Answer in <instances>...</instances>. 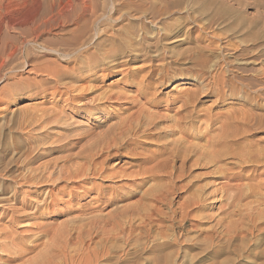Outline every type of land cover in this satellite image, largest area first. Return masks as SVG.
Segmentation results:
<instances>
[{"label":"rangeland","instance_id":"obj_1","mask_svg":"<svg viewBox=\"0 0 264 264\" xmlns=\"http://www.w3.org/2000/svg\"><path fill=\"white\" fill-rule=\"evenodd\" d=\"M96 1L104 12L102 20L100 19V23L98 22L94 27L89 24L85 32L79 34L78 26L69 23L65 18L63 10L65 0H0V186L11 185V178L16 175L19 178L34 176L33 179H39L50 174L51 170L40 169L36 173L28 171L27 154L30 157L41 155L38 160L33 161L31 168L57 163L58 166L66 164L69 169H78L83 165L84 158L98 152L99 148L104 146L103 142H106L113 132H118V124L126 123L127 117L135 114L141 105L140 109H146H143L145 113L142 115L147 118L150 114L156 116L153 120L157 123V127L128 139V143L134 147L133 153L126 148L116 150L117 148L113 147L110 153L96 158V171L102 175L98 173L88 175L86 181L83 179L82 182L74 184L72 187L75 188L71 192L66 190L65 193L58 195L53 207L54 213L45 214L46 216L41 219L31 220L28 225L22 223L23 227L20 226L21 224L17 225L20 226L17 229L19 232L24 227L29 229V225L30 228H34L36 224L42 226V230L29 229L21 233L17 241L22 248L11 247L13 250L10 248L11 250L5 252L0 251V264H21V262L39 264L38 262L44 258H50L55 263L60 259L67 260L66 263L69 264L80 262V264H211L213 263L211 255L205 252L210 240H205V237L214 236L215 229L220 231V227L215 226V221L234 208L235 211L242 210L243 205L250 200L263 203L264 189L253 196L249 194L247 185L251 181L249 179L240 181L243 183L242 187L244 186L240 192H237L244 195L241 201L237 199L238 197L233 201L229 199L228 203L230 202L232 207L228 208L224 201L225 205L219 208L216 202L219 195L210 204L211 199L207 200L208 209L199 211V216L195 215L198 216L195 219L200 225L195 229L191 228L190 219L183 223V211L179 208L193 191L188 182L191 181L190 185L199 181L203 182L202 184L211 182L213 180L210 179L211 172L213 173L214 169L186 166L181 179L171 176V181L167 174L159 173L163 180L161 179L160 183L156 180L157 184L159 183L156 185L154 177L152 178L149 172L154 171L155 164L160 161L159 153L155 148L156 135L172 126L175 123L174 119L181 114L199 116L193 130H190L193 134L207 131L209 135H216L220 123L216 124L214 119L221 122L229 114V116H240L246 113L264 121V81L261 77L264 74V0H238V5L233 2L234 0L229 1V10L217 4L201 3L200 0H186L187 3H182L185 0H179L180 7L171 5L178 0H124L127 3L124 7H121L124 3L121 0ZM191 5L199 8V14L207 12L222 14L225 22L218 23L219 26H206L208 28L205 30L198 31L197 23L194 21L198 16L190 11ZM113 7H121V11L128 15L119 24H114L112 21L116 17L111 14ZM160 11L163 13L160 14ZM226 26L238 27L244 35L231 33ZM164 28L179 30L181 34L172 35L175 37L167 41L163 40V35H158V31L161 33ZM190 30L192 31L188 34ZM73 35H85L90 43L87 47L88 53L84 55L85 57H80L77 63L87 64L92 60L97 62L94 69H85L77 76L96 78L95 81L86 83L90 88H95L96 96L111 92L123 94V99L119 103L101 105L104 109L102 113L86 114L79 112L77 107L66 106L63 100L53 95L57 90L64 91L62 86L56 89L53 80L44 76L35 77L27 72L34 66L46 65V68H57L63 75H67L73 63L70 60L62 62L52 53L73 51L72 49L77 46L63 43V40ZM121 44L124 45V49L126 48L125 54L130 48H137V52L144 58H151L154 61L122 64L112 68L113 65L116 66L126 60L120 55L115 60L109 58L100 62L103 53L115 50L121 47ZM250 44L256 46L253 52L257 55L251 57V61L247 60L248 56L254 53L250 49H245L244 54L248 55H245L247 58L244 56V60L238 50ZM257 48L259 49L255 51ZM92 52L94 58L89 57ZM191 57L204 62L201 64ZM148 64H151V67ZM162 64L167 66L169 64L170 71L177 75L168 84L160 85L156 74ZM141 66L143 70L132 71ZM187 67L192 69V73H187L185 70ZM151 70L154 73L151 74L153 78H150L151 76L144 78L143 76ZM132 72H136L133 77H131ZM195 72L203 76V80L201 77L194 79ZM125 73L130 77L122 80V75ZM77 76L75 80L69 81L64 78L63 82H60L63 84L71 82L70 87H76ZM213 76L217 78V85L212 84ZM137 87H142L143 94L147 98L155 97L156 101L158 100L157 109L144 104L147 101L141 97ZM40 89L46 90V96L33 97V92ZM239 97L245 100L242 101ZM184 98L190 100L191 104L188 108L181 109L180 99ZM58 112H62L58 115L63 119L51 123ZM43 113H52L53 116L46 115L45 118L43 116V120H39ZM163 114L167 117L165 116L162 122L158 117ZM251 128L253 138L263 141L264 127L251 124ZM5 145L7 150L4 152ZM260 146H264V143ZM87 167L93 168L86 165ZM176 167H179V164H176ZM238 170L235 168L234 172ZM93 183H96V186ZM97 184L103 187L101 193L105 191L104 198L95 196ZM106 186H112L117 190H109ZM34 190L35 186L20 189L22 193L18 201L27 200L31 194L33 195ZM147 191L152 194L163 191L166 201L162 200L161 203L158 201L157 205H154L152 195L150 194L149 197ZM74 192L76 198L72 195ZM229 193L228 197L237 195L236 192ZM151 200L153 203L150 202ZM10 203L13 204L8 202L4 206L7 207L11 205ZM145 203L152 205L149 208ZM152 208L158 209L160 213L156 217L153 215V218L158 217L162 220L157 223L159 220L155 219L154 224H151V234L146 236L145 210ZM203 215L211 218L204 219ZM233 218L238 217L236 215L232 216ZM258 222V227L262 229L260 234L255 232L254 236L248 235L242 251L229 250L216 259L217 264L264 262V259L252 257V254L264 249V218ZM172 228L179 237L176 244L171 237L174 233ZM0 242L3 241L0 239ZM213 242L218 243V240L214 238ZM252 245L256 246L249 251V246ZM54 253L60 258L53 257ZM7 257H15L17 260L12 258L7 261ZM64 261H61L62 264Z\"/></svg>","mask_w":264,"mask_h":264},{"label":"bare ground","instance_id":"obj_2","mask_svg":"<svg viewBox=\"0 0 264 264\" xmlns=\"http://www.w3.org/2000/svg\"><path fill=\"white\" fill-rule=\"evenodd\" d=\"M229 1H233V0H225V1H222V0H200L201 3L217 4V6H221L222 8H224L226 10H229V7H228ZM121 2H124L122 4L123 6L121 5V7H124L125 4H127L124 0H121ZM233 2H235L236 5H238V0H234ZM179 3H180V1L178 0V1L171 3V5L173 4L175 7H177V5L179 6ZM182 3H187V1L185 0ZM64 4H65L64 5L65 8L63 10H64L65 18L67 21H69V23L71 22V23H74L75 25L78 26L77 32L79 34L84 33L89 24L93 27L96 26L98 24L99 20L101 19V17H103V13H104L103 9H102V7L99 6V4L97 3L96 0H65ZM241 4H239V5H241ZM121 7H117V8L113 7V9H112V12H111L112 16H116L112 20L114 22V24H117V23L119 24L120 22L125 20L128 16V15H125V13H123L121 11ZM198 9L194 8L193 5H191L190 11L194 14L196 13V15L198 16L197 18L193 17L194 21L197 23L196 25H197L198 31L205 30L206 28H208L206 26L212 27L213 25H217L218 23L224 21V16L222 14L217 15L216 13H212V12L199 14ZM238 9L239 8H237V10ZM128 13H130V12H128ZM162 13L163 12L160 11V14H162ZM217 26H219V25H217ZM226 27H227V30L229 29L228 30L229 32L231 31V33L232 32L238 33V34H240V36L244 35V32L241 31L238 27H235V28H232L231 26H229V27L226 26ZM199 29H201V30H199ZM222 29H224V28H222ZM191 31L192 30H190L188 32V34H190ZM224 31H225V29H224ZM160 32L161 33H159V31H158V35H163L162 39L166 40V41L175 37V36L172 37V35H180L181 34L179 30L173 31V30H170L167 28L162 29ZM35 36L39 37V35H35ZM214 38L215 37H213V39ZM63 43L70 44L72 46H74V45L77 46V47H74L72 49L73 51H68L65 53H59L57 51H54L52 53L53 55L60 58V61H62V62H66L67 60H70L71 63H73V67L68 72L67 75H63V73H61L57 68H46L45 67L46 65L44 67H35L34 66L33 68L29 69L27 72L35 75V77L44 76V77H46V79L48 78L50 80H53V83H54V86L56 89H58L59 87L62 86L63 87L62 89L64 91L61 92V90H57L56 92L53 93V95H56L59 99L63 100V102H65L66 106H68L70 108H71V106L77 107L76 109H78V111L81 113H86V114L102 113L104 109L101 108V105L119 103V101L123 99L122 98L123 94L121 92H117V93L111 92L110 94H100V95L96 96L95 95V93H96L95 88L94 87L90 88L89 86L86 85V83H89L91 81H95L96 78L90 77V76L80 78L81 76H79V77L77 76L79 73H82L81 71H83L85 69H88V70L94 69L97 66V64H96L97 62H94L93 60L88 61V63L86 62L87 64H85L83 62H79V64L77 63V61L80 57H83L84 55H86L88 53L87 47L89 46L90 43L88 42V39L86 38V36L85 35H76V36L73 35V36H70L69 38H67L66 40H63ZM120 46L122 48L117 47V48H115V50L103 53L100 62L102 63V62H104V60L106 61L109 58H111V60H115L116 57H118L120 55H123L122 58L126 59V60L121 61L120 64L118 63V64H116V66L115 65H113V67L111 66L112 68L121 66L122 64H132V63H140V62L152 63L154 61L151 58H144L139 52H137L138 51L137 48H130L127 51V53L125 54L126 48L124 49V45H122V44ZM254 46H255L254 44H250V45H246V47H244V48L239 49L238 50L239 55L243 58L245 55L247 56L248 55L247 53L244 54L245 49L246 50L250 49V51L252 53H254L253 51H254V48L256 47V46L255 47ZM258 49L259 48L255 49V51ZM208 50H210V49H208ZM93 54H94L93 52L90 53L89 57L94 58ZM191 54H192V52H191ZM255 55H257V54H255V53L250 54L248 56L249 58H247L246 56L245 57L247 58V60H250L251 57H253ZM188 59H190V57ZM191 59H193V58L191 57ZM193 60H191V61L193 62ZM244 60H245V58H244ZM184 61H185V59H184ZM194 61L197 62V61H199V59L194 60ZM250 61H247V62L251 64ZM199 62H201V61H199ZM203 62H201V64ZM201 64L198 63V65H201ZM150 65L151 64H148V66H150ZM168 66H169V64H168ZM168 66H167V64L166 65L162 64L160 66V68L157 69L156 75L158 76L160 85H162L164 83L168 84L170 81L174 80V78L176 77L175 75H177V74L171 72L172 70L170 71V67H168ZM190 67L185 68L187 73H192L193 68L191 67L192 68L191 69ZM233 67H234V65H233ZM239 67H241V66H239ZM143 69L144 68L141 66L139 69H135V68L132 69V71L133 70L138 71V70H143ZM101 71H103V70H101ZM169 71L172 75H170ZM197 71L200 72V70H197ZM152 73H153V70H151L150 72H147V74H149V75L145 74V76H143V77L145 78L146 76H151ZM135 74H136V72H132L131 77H133ZM153 75H154V73H153ZM153 75L150 78H153ZM204 75H205V73H204ZM262 75L263 76H261V75L260 76L262 77V80L264 81V74H262ZM75 76L78 77L77 81H76L78 83V86L76 85V87H73V86L70 87L71 82H66L65 84L62 83L63 82L62 79L65 78V79H68L69 81H72V80H75ZM122 76H123L122 80L130 77L128 75V73H125ZM200 77L203 80V76H201L198 72L197 73L195 72L193 78L198 79ZM212 79H213L212 84L213 83L216 84L217 78L215 79V77L213 76ZM60 81H62V82H60ZM259 81H260V79H259ZM224 83H225V81H224ZM67 85H69V86H67ZM141 85H143V84H141ZM45 91H46L45 89L44 90L40 89L38 91H35V92H33V97H44V96H46ZM137 91L139 92L141 97H143L145 99V101H147L144 104H149L150 106L153 107V109L158 108L157 104H156V102L158 100L156 101L155 97L147 98L143 94L142 87H137ZM140 95H138V97ZM239 98H241L242 101L245 100L242 97H239ZM260 98H262V97H260ZM59 99L57 100V102L59 101ZM184 99H180L182 105L179 108H181V109L188 108L189 105L191 104L190 100H188V99L184 100ZM141 106L138 107L139 109L137 108L138 111L135 114L133 113L129 117H127L126 123H123L122 125L118 124V132L117 133L113 132V135L110 136V138L106 142H103L104 146L100 147L98 152H96L94 154L91 153L88 155V158H84L83 165L78 167V169H75L74 167H73L74 170L71 168L69 169V166H65L66 164L62 165V166H58L57 163H55L53 165L44 164L41 167L31 168L30 166L33 164V161L35 159L38 160L41 155H37L36 157L33 155L30 157L29 154H27V161H28L27 166H29V168L27 169L28 171L36 173L40 169H43V171H50L51 170V172L47 177L39 178V179H33L34 176H32L31 178H29V177L19 178L18 175L12 176L11 181H10L11 185L0 186V239L3 241V242H0V251H3V252L8 251V249H10L11 247H15V249H16V247L22 248V246H20V243L17 241V239H18L17 237L20 236L21 233H25L29 229H36V230L41 231L42 226L37 225V224L36 225L33 224V225H35L34 228H30V225H29V229L24 227L22 229L23 231L21 230L20 232L17 231V229H19V227L22 226V223L28 225V222L31 220L38 219V218L41 219V218H44L49 213H54L55 209L53 207L55 206L56 199H57L56 197H58V195L65 193L66 190L71 192L73 190V188H75V187H72V186H74V184H76L77 182H79L83 179L85 180V178H87L86 176H88V175H95L98 173V171H96V166H97V163H95L96 158H98L99 156H101L103 154L110 153V151L113 147H114V149L117 148L116 150H118V148L119 149L120 148H122V149L126 148L130 152H132V153L134 152V147L132 146V144L128 143V139L135 137V136H138L140 133L143 134L145 131L149 132V130L151 131V129L153 130V129H156V127H157L156 126L157 123H155L153 120V117L155 115L150 114L149 118H147L145 115H142V113H145L143 110L145 108L140 109ZM60 110H64V109L60 108ZM61 113L62 112H58L57 114H55L56 116L54 115V118L52 119V121L50 120L51 123L60 122L63 119V117L59 116L58 114H61ZM46 115L53 116L52 113H48V114L43 113L42 116H40L38 119L43 120V116L45 118ZM229 115L225 116L223 121H221V122H219L217 119H214V122L216 124L220 123L216 135H212V134L209 135V133L207 131H206V133H195V134H193V132L191 133L190 130L191 129L193 130L194 124L197 121V117H199V116L194 117L191 114L178 115L177 119H174L175 123L172 126L170 125L166 131H162L161 133H158L156 135L157 144L155 143V145H156L155 148H157V152L159 153L158 156L160 158V161L155 164V167L151 166V167H154V169H155L154 171H152V172L149 171L151 173L150 176L152 178L154 177V179H155V181L153 179L154 182H156V180H158L160 183V180L162 178H161V176H159V173L167 174L169 179L171 176H174L175 178L181 179V176L183 175L182 174L183 169L186 166H188L190 168L202 166V167H209V169L210 168L214 169L213 170L214 172L213 173L211 172L212 177L210 179H213L211 182H206V183L204 182V184H202L203 182L201 183L199 181V183H201V184L196 182V183H192V185H190L191 181L188 182L189 186H191V189H193V191L190 193V195H188L184 199V201L179 206V208L182 209V211H183V217H184L183 223H185L186 220L190 219L191 220V222H190L191 228H194V229L200 225V223L196 221L197 219H195V217L197 218L199 216V214H198V213H200L199 211H203L207 208V206H208L206 203L207 200L211 199L209 201V204H210L213 202V199L219 195L220 197L216 201V202H218L219 208L220 207L222 208L225 205L224 201H226V205L228 208L232 207V205L229 204L230 202L228 203L229 199L233 201V199L238 197L237 199H239L240 201L242 200L244 195L241 193H239V194L237 193V192H240L241 188H244V186L242 187L243 183L240 181H243L245 179H249L251 181L247 185L249 186V190H250L249 194H251L253 196L257 194L256 192H259L260 190L264 189V148H263L264 146H260L262 143H264V140L263 141H257V140H255L256 138H253V135H251V130H252L251 124H254L257 127L263 128L264 127V121H262V119H258L255 116H252V115H249L246 113H242V114H240V116H229ZM165 116L166 115H164V114L160 115L158 117V120L161 119L163 122V119L165 118ZM95 118H97V116H95ZM164 122H165V120H164ZM162 130H163V128H162ZM201 139L203 140V142H199V141H202ZM196 140H198V141H196ZM6 150H7V146L5 145L3 147V151L5 152ZM98 153H100V154H98ZM176 164H179V167H176ZM86 165L91 166L93 168H90V167L86 168ZM190 168H188V169H190ZM235 168L239 169L238 172H236V173L234 172ZM149 170H151V169H149ZM144 173L146 174L145 171H144ZM145 174H144V176H145ZM164 174H162V175H164ZM55 175H56V177H55ZM98 175H102V174L98 173ZM141 175H142V172H141ZM184 176H187V175H184ZM178 179H173V180H178ZM192 179H193V177H192ZM194 179H196V178H194ZM143 181H145V179ZM170 181H171V179H170ZM172 182H174V181H172ZM159 183L157 184V182H156V185H159ZM232 183H234V184H232ZM171 184H173V183H171ZM247 185H245V186H247ZM31 186L32 187L35 186V190L33 191V195L32 194L30 196L28 195L29 196L28 199L24 200L22 202L18 201L19 200L18 198L20 197V195L22 193L20 191V189L22 190L23 187L30 188ZM185 187H187V186H185ZM107 188L109 190H113V191L117 190V188H114L112 186H109ZM102 190H103V187H101V185H98L97 190H96V195H95L97 198H99V197L104 198L105 191L102 194L101 193ZM149 191H147V192H149ZM76 192H74V194L72 193V195L75 198L77 196L75 194ZM189 192H190V190H189ZM229 192H234V193L236 192L237 195L236 196L232 195V197H228V195L230 194ZM7 193H10V194H7ZM69 194H71V193H69ZM147 194H149V197H150V194L152 195L151 196L153 198L152 200L155 203H153L152 200L150 202L153 203L154 205L158 201H160V203H161V201L165 200V197H166L163 191L158 192L156 194H152L150 192ZM5 195H8V196H5ZM214 201H215V199H214ZM221 201H223V203ZM8 202H12L13 204L10 203L11 205L8 204L9 206L5 207L4 205L7 204ZM151 203H150V205H152ZM145 204L147 205V203H145ZM150 205H147V206L149 207ZM3 206H4V208H1ZM147 206H146V208H147ZM243 206H244V208L242 210L236 209V211H235V208L234 209L232 208L233 210L231 212L224 213L225 215L224 216L222 215L223 217H220L215 221L216 222L215 226H219L220 231L218 232V231H216L217 229H215L214 230V236L211 235L212 237H205V240L206 239L210 240V244L207 246V249L205 252H207L208 254L211 255V258L213 260V263H211V264H217L216 259L222 257V255L224 253L228 252L229 250L230 251L232 250L233 252L242 251L244 241L246 240V238L248 239V235L254 236L256 234L255 232H259V234H260V231H262L261 227L260 226H259L260 228L258 227V224H259L258 221L260 219L264 218V212H263L264 202L261 203L258 200L257 201L256 200H250V202L246 203ZM156 208L147 209V210L144 209L146 211L144 217H145V222H147V224H146L147 227H144L145 230L144 229L143 230H144V233L146 234V236H149L151 234L150 233L151 232V229H150L151 224L156 219V218L154 219L153 217L154 216L156 217L160 214L158 209H156ZM197 214H198V216H195ZM236 215L238 218L234 219L235 218L234 217L232 219V216H236ZM200 217H202V216H200ZM203 217H204V219L206 218L208 220H209V218H211L208 215H203ZM169 218H171V217H169ZM156 220L157 221L159 220V222H157V221L156 222L160 223L162 218L159 219L157 217ZM19 224H21V225L17 226ZM171 225H173V224H171ZM181 226H183V225H181ZM174 228H172V232H174V233L171 237H173V242H175V244H176V243H178L179 237L175 233ZM212 228H213V226H212ZM89 235H90V233H89ZM214 238L216 240H218V243L213 242ZM252 238L254 239V237H252ZM236 242H240V244H236ZM254 246H256V245L249 246L250 247L249 251H251L254 248ZM230 248H233V249H230ZM24 252H26V251H24ZM251 254H252V252H251ZM16 255H19V254L16 253ZM52 256L55 258L59 257V255H56L55 253L52 254ZM252 257H254L256 259H260V258L264 259V249H262L261 251H259L257 253L252 254ZM12 258H13V260H15V259L17 260V258H15V257H7L6 260L10 261V260H12ZM61 261L63 262L64 260L60 259L57 263H55L54 260H52L50 258H44V259H41V261L38 263L39 264H62ZM66 262H67V260L64 261V264H69ZM21 264H22V262H21ZM35 264H37V262ZM262 264H264V262Z\"/></svg>","mask_w":264,"mask_h":264}]
</instances>
